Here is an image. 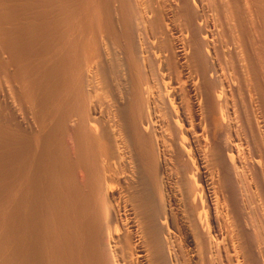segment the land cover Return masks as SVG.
I'll return each instance as SVG.
<instances>
[{
	"label": "bare ground",
	"instance_id": "6f19581e",
	"mask_svg": "<svg viewBox=\"0 0 264 264\" xmlns=\"http://www.w3.org/2000/svg\"><path fill=\"white\" fill-rule=\"evenodd\" d=\"M0 264H264V0H0Z\"/></svg>",
	"mask_w": 264,
	"mask_h": 264
}]
</instances>
